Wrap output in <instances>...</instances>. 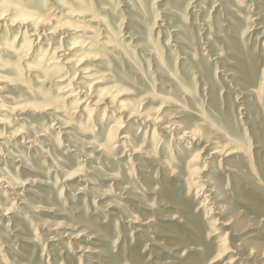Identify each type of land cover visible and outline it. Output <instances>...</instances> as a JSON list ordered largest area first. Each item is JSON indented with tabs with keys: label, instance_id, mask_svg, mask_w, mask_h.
I'll use <instances>...</instances> for the list:
<instances>
[{
	"label": "rangeland",
	"instance_id": "374dc122",
	"mask_svg": "<svg viewBox=\"0 0 264 264\" xmlns=\"http://www.w3.org/2000/svg\"><path fill=\"white\" fill-rule=\"evenodd\" d=\"M0 264H264V0H0Z\"/></svg>",
	"mask_w": 264,
	"mask_h": 264
},
{
	"label": "bare ground",
	"instance_id": "6f19581e",
	"mask_svg": "<svg viewBox=\"0 0 264 264\" xmlns=\"http://www.w3.org/2000/svg\"><path fill=\"white\" fill-rule=\"evenodd\" d=\"M184 1V0H183ZM75 45H76V47H83V46H85L84 44H83V41H80V40H76L75 41V43H74ZM55 53V52H54ZM243 55V54H242ZM60 58L62 57V56H59ZM60 62L61 61H59V59L58 60H56V59H54V58H52L49 62H48V64L50 65V64H53V65H60ZM62 65V64H61ZM62 67H59V69H61ZM69 89L70 88H68V91H69ZM65 91H67V90H65ZM100 90H96V89H94V91H93V93H94V95H93V97L92 96H90L91 98V100L94 98L95 100L94 101H92L93 103H94V105H99V103H101V101L99 102V100H101V98L98 100V99H96V97L98 96L99 97V94H100ZM92 92H90V94H91ZM102 93V92H101ZM105 93H106V91H105ZM74 96V95H77V93H71V94H69L67 97H72V96ZM113 98H115V97H112V99ZM80 103H82V102H80ZM170 125H171V123H169ZM167 125V124H166ZM173 125V124H172ZM175 126V125H174ZM170 127H172V126H170ZM168 128V127H167ZM174 128V127H173ZM179 133V132H178ZM182 133V132H181ZM188 135V134H187ZM186 137H185V135H181V136H179L178 137V139H185ZM212 154H215V152L214 153H212ZM208 163H204V167H205V165H207Z\"/></svg>",
	"mask_w": 264,
	"mask_h": 264
}]
</instances>
